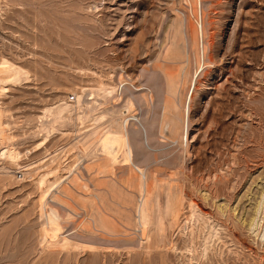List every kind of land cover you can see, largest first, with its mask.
Instances as JSON below:
<instances>
[{
	"label": "rangeland",
	"instance_id": "1",
	"mask_svg": "<svg viewBox=\"0 0 264 264\" xmlns=\"http://www.w3.org/2000/svg\"><path fill=\"white\" fill-rule=\"evenodd\" d=\"M188 3L0 0V57L20 63L30 75L1 99L22 158L20 166L0 163V264H264L258 236L264 205L258 225L248 226L264 188V0H202L206 66L191 101L189 143L185 138L183 145L178 130L161 128L164 107L174 101L173 110L182 115L191 86L175 87L167 74L168 68L183 67L167 53L177 14L196 24ZM186 48L193 75L198 63ZM100 80L118 87L114 98L99 97L110 117L88 121L86 130L101 135L111 116L128 113L125 102L118 104L115 97L135 102L132 116L138 121L128 126L134 161L153 181L152 193L159 200L152 195V207L160 201L159 209L152 208L149 242L137 222L140 173L133 166L121 162L104 169L102 150L83 157L82 145L72 147L82 137L79 133L36 145L42 109L61 100L75 103L77 92L84 94L81 87L86 98ZM54 167L65 177L68 169L75 170L74 182H64L73 194H60L67 203L49 200L73 216L61 223L64 235L81 242L72 251L50 248L42 237L45 218L39 212L36 180ZM93 195L100 203L96 208L85 201ZM191 203L199 217L192 216L195 223ZM153 214L161 215L160 222Z\"/></svg>",
	"mask_w": 264,
	"mask_h": 264
},
{
	"label": "bare ground",
	"instance_id": "2",
	"mask_svg": "<svg viewBox=\"0 0 264 264\" xmlns=\"http://www.w3.org/2000/svg\"><path fill=\"white\" fill-rule=\"evenodd\" d=\"M188 2H189L188 4L191 7V15L193 17H195V15L197 16L196 24L192 22L189 16L181 17L180 13L177 14L178 16L177 21H175L176 18L174 20L176 24L173 22L175 24L174 25V33H175L174 39L172 38L173 41L171 45L168 46V50H167L168 57L171 55V57L169 58L179 60V62L183 63L182 65L183 67L180 68L182 69L181 71L170 70V68H168V72L167 71L166 72L168 74L169 83L175 84L174 85L175 87L176 85H179V86L187 85L186 83H190L191 86L188 90V93L186 94L187 99L185 101V108H183L185 110L182 113V115L180 114L179 116L174 111L176 109L173 110L174 101H171L172 103L168 102L167 105L164 107L165 108L164 116L166 119L165 118L163 119H165L164 121L166 122L165 124H163L164 126L161 128L162 132L165 131V129H169V130L171 129L172 131L178 130V132L181 134L180 139L183 145L185 144V138H186V143H187L186 145H188L189 143V119H190V111H191L190 110L191 101L193 98L194 90L196 88L198 77L206 66V61H205L206 60L205 58L206 57V47H205L206 42H205V26H204V14H203L204 12L202 8V0H188ZM186 3H187V0H186ZM187 46L190 47L191 50L193 51L195 61L198 63L197 69L193 73V75H190L189 73L190 71H188L189 69L188 64L190 65L191 63L190 62L191 57H190V52L187 51V48H186ZM28 80H30V75H29V71L25 67L20 65V63L18 64L15 61H12L5 56L0 57V163L1 164H3L4 161H8L10 164L14 166H20V160L22 158V151L19 150V148L15 144L16 142L14 141V136L11 131L12 128L10 127L11 123L7 120L5 121L6 119L5 117L7 116V109L2 106L1 99L8 94V92L10 91V87L16 86V85L20 86L21 84L28 82ZM121 81L123 82L124 79ZM193 83H194V87L192 88ZM125 84L126 82L124 81V85ZM116 85L105 83L102 80H100L98 88L96 87L91 88V92L88 94L89 97L87 95H86V98L84 97L86 88L81 87L82 89L80 90L84 94L77 92L78 99L75 103H70L69 101L61 100L59 103L50 104V105L45 106L42 109L41 113L38 114L37 119H36L34 131L35 133H37L36 136L40 137L39 142L36 145L39 148L43 147L53 136H56V135L69 136V135H76L77 133H79L82 135V137L80 138V135L79 137L77 136L76 139L77 138L79 139L73 144L72 147L78 148L79 145H82L81 155L82 156L84 155L83 157L93 158V156L99 155L98 154L99 150L100 151L102 150L101 153L102 155L104 154L103 157H105L108 163V164L105 163V165L102 166L104 169L108 170V167L111 164L112 165L118 164V163L120 164L121 162L123 163L124 166H133L140 173L139 179L137 178L138 179V189L137 190L139 193L138 196H140V200H138L139 203L136 208L137 217H138L137 222H138L139 228H141L140 230H142L141 232H142L143 238L149 242V238H151V236L148 233V229L152 224L151 222L152 213H153L152 208L158 205L157 208L159 209L160 201L159 203L157 202V205L152 207L153 204L151 205V202L154 203V200L151 201V197L153 194L155 195V193H152L154 191L152 190L153 181L152 182L149 181V174L147 170L145 168L139 167L137 163L134 161L133 145H132V140L130 136L131 134L129 132L128 126L131 124V120L138 121L136 117L132 116V113L135 111V108H136L135 102L133 101L132 98H129V97L126 100L122 99V97L120 96L115 97V100L118 101L117 102L118 104L125 102L124 105L123 104L122 105L123 107L124 106L126 107V110L128 113H125L126 112L125 111V112L120 113L117 116L116 115L113 117L111 116V119L109 121L107 120L110 123V126H108V128H106L105 131L101 135L99 134V130L97 129L90 131V129L88 128V130H86L87 126H89V125H86L88 121L94 120V123H95L101 120H105L106 117L110 115V112H109L110 110L108 111L107 108L105 107V103L99 102V99L100 98L107 99L110 97L114 98L115 96L114 94L116 93V90L118 88ZM185 87L186 86H184V88ZM139 89L141 90L142 88H139ZM173 89H176V88H173ZM171 90L170 92H172ZM186 108H188V112H186L187 111ZM142 131H143L144 141L148 142L149 135H148L147 129L143 127ZM164 135L165 134H163V136ZM56 157H57V154L51 155L50 157L51 162L52 161L55 162L54 160L56 159ZM48 165L51 166V163ZM54 168L48 170L47 172L43 171L44 173L42 174L40 173V176L37 177L38 179L36 180L38 189L40 190V197H39L40 211L39 212H40V216H42V218L43 217L45 218V222H44L43 230H42L43 231L42 237L44 238L45 243L50 248H53V247L61 248L67 251L71 249L69 251H72V249L75 250L74 248H77L78 246H80L81 242H76V240H73L72 238H69L67 235H64L62 233L63 231H62L61 223L63 222L64 218L66 219V217L69 218L73 216L71 213H69L68 215L65 213L66 215L65 216L58 210V208L53 207L54 205L53 206L52 204L50 205L49 200L54 199L57 202L62 203V204L67 203L64 200V198L60 196V194H62L65 197H70L73 194L71 192L72 190L69 189V187L64 186V182L66 179L69 180V182L71 181L74 182L75 170L68 169L69 171L68 170L67 171L69 172V176L65 177L63 175L60 176L59 170H58L59 168L57 167L55 169ZM52 177H54L55 179L51 180ZM63 177L65 179H63ZM79 180L80 179H78V181L76 182L79 183ZM84 187H87V185L84 184ZM261 191H262L261 198L263 199L264 198V188ZM92 197H94V195ZM88 198H91V196ZM88 198H86L85 201H87L88 203L87 202L86 203L90 204L92 208L93 206L95 207L96 204L97 205L100 204V203H96L97 199L95 197L91 198L92 200ZM154 199L156 201L158 197L157 199L156 197ZM262 199L257 201L256 206H255V211L253 210L254 214L250 217L248 221V226L250 229V228L256 227V225L258 224L260 226L261 224V230L258 233V236L259 238H261V241H263L264 243V217L261 218L260 216H258L259 213H262L260 210H261L262 205H264ZM195 207H196L195 204L191 203L192 215L190 216H191L192 221H193V217L195 216L194 215ZM92 208H91V211H92ZM157 208L154 209L155 212ZM102 210H105V209H102ZM103 212L107 213L106 211H102L101 215L103 214ZM158 212L156 213L158 214ZM94 215H97V214H94ZM103 216L105 217V214L102 215V217ZM153 216H155V214H153ZM159 216L158 217L155 216V218L159 219ZM258 218L260 219L259 222L257 221ZM103 219L104 218H102V222L105 221V219L104 221ZM160 219L158 220L159 222H160ZM261 219H263L262 223L260 222ZM94 222L97 223L96 220ZM256 222H258V224H256ZM162 223L159 224V226L161 225L163 227ZM193 223H195V221H193ZM202 230L204 231V229ZM203 240H206V239L204 238ZM86 244H83L81 246H84ZM86 246L89 247L90 244H87Z\"/></svg>",
	"mask_w": 264,
	"mask_h": 264
}]
</instances>
